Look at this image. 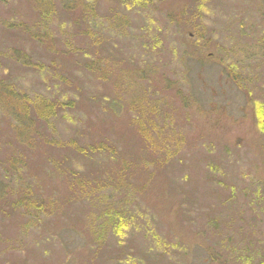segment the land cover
<instances>
[{
  "label": "rangeland",
  "instance_id": "rangeland-1",
  "mask_svg": "<svg viewBox=\"0 0 264 264\" xmlns=\"http://www.w3.org/2000/svg\"><path fill=\"white\" fill-rule=\"evenodd\" d=\"M124 2L0 0V264H264V0Z\"/></svg>",
  "mask_w": 264,
  "mask_h": 264
},
{
  "label": "trees",
  "instance_id": "trees-1",
  "mask_svg": "<svg viewBox=\"0 0 264 264\" xmlns=\"http://www.w3.org/2000/svg\"><path fill=\"white\" fill-rule=\"evenodd\" d=\"M122 2L123 3H125L124 2V0H122ZM39 11H44L46 14H49L50 13V11H49V7H43V9L42 10H39ZM3 92H5L6 94H8L7 92L8 91H6V90H3ZM70 103V102H69ZM8 104V103H7ZM13 103L11 102L10 103V106L12 105ZM9 105V104H8ZM25 105V104H24ZM23 105V106H24ZM63 105L64 104H62V105H58L57 107L55 106V107H53L52 105H50V104H48L47 102L45 103V102H41L40 104H36V106H35V112L38 114L37 115V117L38 118H41V119H43V118H45V113H46V116H50V115H53V114H55L54 112H52L53 110H57L58 108H62L63 107ZM14 106H15V104H14ZM13 106V107H14ZM24 109H25V106H24ZM26 112V111H25ZM17 120L19 121V119H18V116H17ZM101 151H103V149L101 148V147H97V148H94L93 147V149L91 150V151H89V150H86V152H83L82 150L80 151V153H81V155L83 154V155H91V153L92 152H97V153H100ZM79 152H78V154H80ZM78 182V180H76V183ZM85 180H83V184H84V186H86V188L88 187L86 184H85ZM80 186V188H82L83 186H82V183L79 185ZM37 203H33V202H29L28 200H26L25 202L23 201V200H19V205L20 206H26V207H32L33 209H35L36 211H38V210H40L38 207H37V205H36ZM124 217V216H123ZM124 219V218H123Z\"/></svg>",
  "mask_w": 264,
  "mask_h": 264
}]
</instances>
